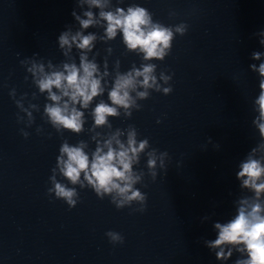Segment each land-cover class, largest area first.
<instances>
[{
	"label": "clouds",
	"instance_id": "9594fccd",
	"mask_svg": "<svg viewBox=\"0 0 264 264\" xmlns=\"http://www.w3.org/2000/svg\"><path fill=\"white\" fill-rule=\"evenodd\" d=\"M124 3L125 0H116L115 4L113 0H75L71 15L78 27L66 25L57 37L64 59L54 64L52 60L37 59L39 54L34 53L31 58L21 60L20 64L31 76L32 86L38 91L31 94V99L28 93L17 99L15 88L9 92L19 109L17 123L30 128L35 123L34 112H41L40 105L32 101L44 96L41 119L46 124L60 135L69 132L79 136L87 131L95 144L90 149L88 141L70 144L64 139L59 147L47 194L63 200L69 209L75 208L80 199L77 189L88 188L100 200L109 197L118 210L129 207L133 212L143 213L148 197L136 187L143 184L146 175L144 170L137 169L141 157H147V175L152 181L158 176V168L167 171L166 161L170 160L167 151L151 147L148 138H138L134 125L113 129L111 120L121 116L131 118L133 111L142 109L138 101L149 99L152 91L166 96L173 92L172 75L165 74L164 70L157 74L155 61L163 62L170 55L176 36H184L189 26L183 22L165 25L154 20V14L135 0L126 7L120 6ZM77 8L81 10L79 14ZM255 35L264 47V30ZM118 36L124 54H136L141 61L139 66L132 63L122 72L117 59L110 71L111 46L105 49L103 63L97 61L100 56L97 44H109ZM250 58L259 61V64H250L249 69L259 78L252 124L260 142L239 162L236 172L240 190L251 195L234 201L236 213L225 222H214L215 239L204 240V245L221 264H227L234 254L237 258L233 264H264V51H253ZM24 79L27 82L29 77L26 75ZM89 117L92 124L85 129ZM19 131L25 139L30 135L24 128ZM36 132L43 134L44 128L38 126ZM208 140L212 142L211 138ZM134 204L138 207L133 208ZM208 219V216L202 218ZM105 235L114 245L124 243V237L118 232L109 230Z\"/></svg>",
	"mask_w": 264,
	"mask_h": 264
}]
</instances>
